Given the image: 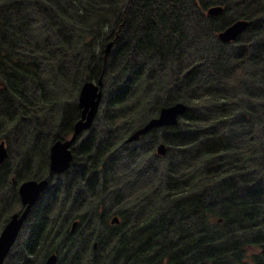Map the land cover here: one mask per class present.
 <instances>
[{"label":"trees","instance_id":"1","mask_svg":"<svg viewBox=\"0 0 264 264\" xmlns=\"http://www.w3.org/2000/svg\"><path fill=\"white\" fill-rule=\"evenodd\" d=\"M100 77L92 127L4 264H264V0H0V232ZM177 101V124L126 141Z\"/></svg>","mask_w":264,"mask_h":264},{"label":"water","instance_id":"2","mask_svg":"<svg viewBox=\"0 0 264 264\" xmlns=\"http://www.w3.org/2000/svg\"><path fill=\"white\" fill-rule=\"evenodd\" d=\"M224 10L221 4H213L207 8L210 15H218ZM250 25L247 18H238L225 28L218 31L217 35L223 42L236 40ZM114 41L111 40L106 46V54L111 50ZM103 97V78L98 80H87L81 86L78 95V105L81 109V116L74 122L71 135L64 139H57L53 142L50 149L49 170L50 175L60 174L66 171L70 166L74 157L72 146L85 130H89L99 112ZM188 106L183 101L163 106L158 115L149 118L142 126L133 131L127 138V142H131L140 138L141 135L149 132L153 128L175 125L179 121V117L183 115ZM167 145L160 142L157 146L158 154H165ZM8 147L5 141H0V164L8 157ZM52 176V177H53ZM51 182V176L40 179L29 178L20 182L18 192L23 204L20 211L14 212L8 218L4 227L0 232V264H4L8 254L23 229V226L31 212L33 206L39 200L46 187ZM120 218L118 215L112 217V223H118ZM78 224L75 220L72 224L74 230ZM96 245V244H95ZM58 254L56 252L50 254L43 264H57Z\"/></svg>","mask_w":264,"mask_h":264},{"label":"flooded vegetation","instance_id":"3","mask_svg":"<svg viewBox=\"0 0 264 264\" xmlns=\"http://www.w3.org/2000/svg\"><path fill=\"white\" fill-rule=\"evenodd\" d=\"M49 175H50V173H49ZM50 176L52 177L53 175H50ZM21 203H22V201H21ZM22 206H23V204H22ZM22 208H23V207H22ZM22 208H21V209H22ZM15 212H17V211H15ZM29 215H30V213H29ZM28 217H29V216H28ZM27 219H28V218H27ZM26 221H27V220H26Z\"/></svg>","mask_w":264,"mask_h":264},{"label":"rangeland","instance_id":"4","mask_svg":"<svg viewBox=\"0 0 264 264\" xmlns=\"http://www.w3.org/2000/svg\"><path fill=\"white\" fill-rule=\"evenodd\" d=\"M54 175H55V174H54ZM20 200H21V198H20ZM13 213H14V212H13ZM13 213H12V214H13ZM28 216H29V215H28Z\"/></svg>","mask_w":264,"mask_h":264}]
</instances>
